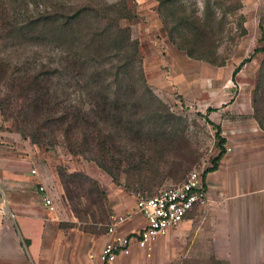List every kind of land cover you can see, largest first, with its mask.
I'll use <instances>...</instances> for the list:
<instances>
[{
    "label": "trees",
    "instance_id": "obj_1",
    "mask_svg": "<svg viewBox=\"0 0 264 264\" xmlns=\"http://www.w3.org/2000/svg\"><path fill=\"white\" fill-rule=\"evenodd\" d=\"M157 1L170 41L194 60L224 66L229 58L220 54L221 46L238 30L247 34L240 1L205 0L202 11L184 0ZM136 18L127 0H0V114L35 145H63L116 182L126 169L141 181L153 162L174 151L184 119L147 82L141 44L123 25ZM231 18L239 20L236 27ZM260 29L263 45L241 62L233 78L264 54ZM252 104L264 130V60ZM204 118L216 129L220 150L203 174L206 179L219 168L227 139L220 125ZM60 177L66 186L62 169Z\"/></svg>",
    "mask_w": 264,
    "mask_h": 264
},
{
    "label": "rangeland",
    "instance_id": "obj_2",
    "mask_svg": "<svg viewBox=\"0 0 264 264\" xmlns=\"http://www.w3.org/2000/svg\"><path fill=\"white\" fill-rule=\"evenodd\" d=\"M107 1L115 3L121 0ZM184 1L196 3L201 11L204 8L205 0ZM234 1L242 3L241 13L245 17L247 34L240 36L241 30H238L233 41L225 42L219 52L229 59L224 66H214L190 58L172 44L159 14L157 0H127L137 18L131 22L124 21L123 25L131 27L133 37L141 44L147 82L172 112L184 119L179 123L184 132H179L174 151L169 152L164 161L153 162V167L146 169L141 181L127 174L126 169V175L122 174L120 181L116 182L95 162L73 156L63 145L53 149L35 145L16 133L12 122L0 114L5 150L19 162L29 160L27 158L32 155L35 164L46 169L45 174L53 172L56 177L57 188L52 196L48 193L54 208L49 209L57 212L56 219L61 229L77 228L94 235L105 234L113 216L133 214L139 193L155 196L161 190L183 182L190 172L198 170L204 173L212 167V161L220 150L216 129L206 121L205 115L213 117L211 120L215 124L224 125L222 135L229 140L225 145L226 154L233 155L235 144H240V148L250 144V133H255L252 132L255 119L252 98L264 54L247 63L235 78L233 72L256 47L263 45L260 26L264 27V0ZM231 20L236 27L239 20ZM209 108L215 111L208 112ZM61 169L68 181L66 186L61 182ZM1 171L0 166V198L3 199ZM40 185L36 186L37 190ZM238 194L241 193L229 187L225 193L213 190L208 203L194 216L201 213L209 217L226 215L229 208L224 203L245 197ZM194 237L177 233L172 241L166 240V259L159 264H208L220 259L212 255L214 253L209 254L215 250L214 242L207 245V242L194 240ZM243 242L244 249L240 240L227 243L232 247L224 249L230 254L221 257L223 264H264V241H256L250 232L249 238Z\"/></svg>",
    "mask_w": 264,
    "mask_h": 264
},
{
    "label": "crops",
    "instance_id": "obj_3",
    "mask_svg": "<svg viewBox=\"0 0 264 264\" xmlns=\"http://www.w3.org/2000/svg\"><path fill=\"white\" fill-rule=\"evenodd\" d=\"M252 130L255 133H250V144L241 148L240 144H235L233 155L226 154L219 168L207 175L206 203L197 205L178 229L158 238L151 251L134 245L131 253L120 256L115 264H159L165 258L166 240L172 241L177 233L194 235V240L205 241L207 245L214 242L215 250L209 254L219 257L216 260L221 264L224 263L221 257L230 254L224 250L232 247L227 246L229 241L240 240L244 249L243 241L249 238L250 232L256 241H264V130L255 119ZM0 136L5 134L0 131ZM4 147L0 150L4 190L3 199L0 198V210H3L0 214V264H96L91 254H98L108 242L107 231L94 235L77 228L61 229L57 212L49 209L44 195L36 187L46 185L52 196L57 188L53 172L45 174L46 169L35 164L32 155L29 160L19 162ZM33 169L37 170L36 174L32 173ZM227 187L245 197L224 203L229 208L226 215L209 217L201 213L194 216L208 203L213 190L225 193ZM127 221L120 227L125 234L145 226L136 210ZM224 241H227L226 246Z\"/></svg>",
    "mask_w": 264,
    "mask_h": 264
},
{
    "label": "built area",
    "instance_id": "obj_4",
    "mask_svg": "<svg viewBox=\"0 0 264 264\" xmlns=\"http://www.w3.org/2000/svg\"><path fill=\"white\" fill-rule=\"evenodd\" d=\"M5 145L6 142L0 136V150ZM32 173L36 174L37 170L33 169ZM203 174L194 170L183 182L163 189L155 196L139 193L136 197V212L143 217L145 226L139 231L125 234L120 227L133 214L113 216V222L107 230L110 239L98 254H91V258L96 260V264H115L120 256L130 254L134 245L151 251L158 238L178 229L197 205L206 203L208 193ZM39 191L44 195V203L53 209V201L47 188L40 185ZM2 212L3 210H0V214Z\"/></svg>",
    "mask_w": 264,
    "mask_h": 264
}]
</instances>
